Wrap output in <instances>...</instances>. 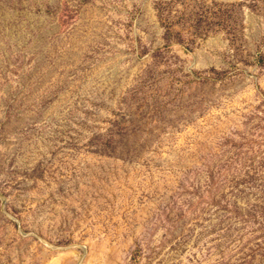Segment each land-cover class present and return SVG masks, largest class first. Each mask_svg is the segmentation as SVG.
Wrapping results in <instances>:
<instances>
[{"label": "rangeland", "instance_id": "rangeland-1", "mask_svg": "<svg viewBox=\"0 0 264 264\" xmlns=\"http://www.w3.org/2000/svg\"><path fill=\"white\" fill-rule=\"evenodd\" d=\"M0 264H264V0H0Z\"/></svg>", "mask_w": 264, "mask_h": 264}]
</instances>
